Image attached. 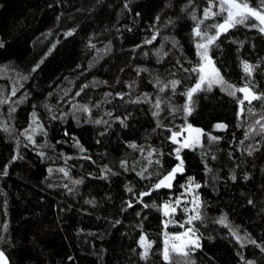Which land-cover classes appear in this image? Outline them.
Segmentation results:
<instances>
[{
  "label": "trees",
  "instance_id": "trees-1",
  "mask_svg": "<svg viewBox=\"0 0 264 264\" xmlns=\"http://www.w3.org/2000/svg\"><path fill=\"white\" fill-rule=\"evenodd\" d=\"M122 3L123 0H0V38L6 41V47L0 49V68L9 65L24 70L46 50L56 36L61 38V43L48 56L40 69L32 74L29 81L24 82L23 90L28 91L29 100L19 105L11 119L6 115L8 106L4 105L0 108V112L4 113L0 115V120H10V124L22 130V126H26L30 119L32 105L35 104L37 114L49 129V146L44 150L52 157L51 160L45 159L42 162L35 151L21 146L23 159L11 164L7 177L0 176V236H6L9 241L0 244V247L5 250L11 264H69L70 256L76 258L74 264H164L161 213L156 209H147L143 213L147 216L143 221V231L149 240L155 241L145 261L137 255L141 251L136 243L140 235L136 227L139 222L138 217L130 214L131 210L121 211L122 198H127L124 186L129 179L135 186L138 179L135 174L129 173L127 178H113L112 183L91 179L88 176L89 173L93 176L98 175L99 165L112 166L117 158L131 160L138 156V153L126 147L125 141H135L140 144L147 140L153 147H163L164 167L168 168L171 158L167 153L172 146L162 143L168 133L162 130L160 134L153 132L154 122L147 114L148 106L121 104L116 114L120 115L127 110L133 111L132 127L127 130L117 128L116 133L119 138L117 136H113L111 140L105 138L102 145L94 143L96 136L93 127L78 125L71 118H66L64 124L59 121L49 124L48 117L51 113L45 107V105L53 109L58 107L57 100L62 94V89L69 87L68 80H64V77L75 80L77 86L81 81L87 83L93 79L98 82L108 81V85L101 83L95 92L89 93V98L102 100L105 91L120 90L125 82L136 78L133 71L135 66L154 65L155 61L151 55L143 57L137 52L136 60L131 57L134 46L142 42L146 36L145 28L148 23L146 17L153 11L155 0H134V10L143 13L135 20L132 15L121 14ZM199 3L201 8L205 6V0H199ZM91 9L94 10L90 11ZM61 13L63 16L57 25L55 18ZM69 25H74L77 33L74 37L64 40L61 34ZM124 25L131 27L132 31H127ZM190 25V20H181L174 32L171 29L166 30L171 35H175L183 45V55L179 51H174L169 59L175 57L181 62L185 59L196 62L195 49L189 37ZM118 26L121 28L119 33L116 31ZM50 30L53 32L52 37L47 36ZM93 34L99 37L96 41L99 53L95 50L89 51L85 47L86 41ZM221 40L224 42L219 49H214V58L225 78L240 86L243 83L240 58H245L249 62H259L260 67L256 70L255 81L259 85V90L264 91V37L255 30L249 31L241 25L228 33V39L221 37ZM109 41H111V50L106 52L105 48ZM239 42L244 44L241 52H237ZM253 43L255 48L251 47ZM94 56H98V61L93 63L92 68L87 69L85 76H78L74 71L75 66L87 65L92 62ZM156 67L162 66L156 65ZM185 67L191 65L185 63ZM186 75L178 72L177 78ZM139 79L141 89L151 91V86L144 77ZM194 79V74L191 78L182 79L180 87L191 86ZM117 80L120 81L119 84L115 83ZM0 88L6 90L5 95L10 94L11 81L0 79ZM177 91L179 92V89ZM49 92L52 93L51 96ZM17 95L19 96L20 93L18 92ZM194 100L196 111L189 117V122L194 126L212 132L215 123L228 124L227 132L213 133L224 137V140L214 144L213 148L220 149L216 154L226 159L225 154L230 150L231 133L235 132L237 141L242 138V129L236 126L239 123L236 116V101L220 92L218 88L207 94V98L201 94V98L194 97ZM183 102L184 98L179 95L173 98V103L177 106ZM253 106L257 112L261 111L258 102H254ZM59 107L67 110L66 107ZM111 107L112 105H107V108L111 109ZM100 114L102 112L94 110V117ZM164 122L168 123V121ZM181 123L182 121L177 117L175 124ZM64 127L80 139L97 161L95 165L79 159L68 161L71 171L68 179L57 171L59 167L64 166L63 160L58 159L57 156L60 152L73 157L78 156L79 153L70 143H56L57 140L68 139L62 136ZM36 138L38 142L43 141L42 136ZM205 143L207 144L208 141L205 140ZM52 145H55V152ZM14 151V138L0 131V169L8 163ZM104 153H108V156H104ZM146 153L147 144L145 155ZM185 158L189 174L196 175L197 180L201 182L211 178V174L209 176L203 174L199 163V150L186 152ZM146 163L143 158L137 160V170ZM72 165L75 167H71ZM48 167L53 169L51 174L47 172ZM242 167L249 170L252 176L247 183L238 182L233 185L230 182L228 184L219 182L215 191L210 186L201 189L203 199L206 201L205 213L209 222V227L201 228V231L205 233V237L211 234L214 240L209 241L205 238L203 251H197L191 257L195 264H238L236 256L238 245L229 237L227 229L212 224V220L218 218L221 212L227 213L234 225L251 232L254 237L264 239V155L256 153L253 158H247V162ZM150 171L153 172L155 179V173L162 170L153 165ZM215 171L217 170L214 169ZM226 171V168L220 170L219 175L223 177ZM81 177H84L83 184L79 186L71 184L72 178ZM64 183H68L75 190L69 194L62 187ZM248 197L256 201L255 207L246 206ZM162 199L164 197H160L156 202L159 203ZM88 200H94L96 206L87 204ZM116 219L121 220L122 223L112 227L111 221ZM4 223L8 224L6 234L2 231ZM178 230L172 225L168 228L169 232ZM244 252L249 259L264 260V257L258 255V250L251 246ZM209 257L212 259L210 260ZM172 259L173 264H183L182 257L172 254Z\"/></svg>",
  "mask_w": 264,
  "mask_h": 264
},
{
  "label": "snow or ice",
  "instance_id": "snow-or-ice-1",
  "mask_svg": "<svg viewBox=\"0 0 264 264\" xmlns=\"http://www.w3.org/2000/svg\"><path fill=\"white\" fill-rule=\"evenodd\" d=\"M133 5L134 0H123L120 12L125 16L132 15L135 20L140 18L143 13L140 10H134ZM51 6L49 5V7ZM62 16L63 13L55 18L57 25H59ZM218 17L221 19H217ZM146 18L148 20L145 28L146 36L142 42L134 46L131 58L136 60L135 53L137 52L143 57L151 55L155 61L154 65L151 67L135 66L133 71L136 78L125 82L124 87L120 90L105 91L102 100L89 98V93L95 92L101 83L108 85V81L98 82L93 79L87 83L81 81L77 86L75 80L64 77V80H68L69 87L62 89V94L57 100L58 107L56 109L48 105L45 107L51 113L48 117L49 124L55 121L64 124L66 118H71L78 125L93 127L96 136L94 143L102 145L105 138L111 140L113 136H117V128L127 130L132 127L133 111L127 110L120 115L116 114V110L121 104L148 106L147 114L154 122L153 132L160 134L162 130L168 133L162 141V143H168L172 146L167 153V156L171 158L168 168L164 167L165 152L163 147H153L148 144L147 140L140 144L135 141H125L126 147L138 153V156L131 160L117 158L116 163L112 166L99 165L98 175L93 176L89 173L88 176L91 179H100L112 183L113 178H127L129 173H134L138 179L135 186H133L131 179L125 184L124 191L127 198H122L121 211L129 212L131 210L130 214L138 217L139 222L136 227L139 229L140 235L136 243L137 248L141 250L137 253L139 258L147 261L150 250L155 243V241L149 240L143 231V221L147 219L143 213L147 209H156L162 216L160 222L163 235L162 260L164 264H173L172 254L182 257L183 264H195L191 257L197 251H203L205 238L209 241L214 240L211 234L205 237V233L201 231V228L207 229L209 227L205 213L206 201L203 199L201 189L210 186L215 191L216 184L219 182L224 184L230 182L233 185L238 182L247 183L252 179V176L249 170L242 165L247 162V158H253L256 153L264 155V91L259 90V85L255 81L256 70L260 67V63L249 62L245 58H240L243 83L238 86L225 78L214 58V49H219L224 42L221 37L228 39V33L238 26L242 25L249 31L255 30L261 37H264V0H205L203 8L200 7L199 0H155L154 9ZM181 20L191 21L189 37L195 49V63L187 59L181 62L175 57L169 59L174 51H179L183 55V45L180 40L166 31L171 29L174 32ZM207 21H211V23H206ZM123 27L129 32L132 31V28L127 25ZM116 31L117 33L121 31L120 26L117 27ZM76 33V27L69 25L61 35L64 40H68L74 37ZM47 36H53L52 30L47 33ZM98 39L96 34L90 36L85 43L86 49L95 50L99 53L100 50L96 43ZM231 42L237 43L236 41ZM60 43V36H56L46 50L41 52L38 58L24 70L9 65L0 68V79L11 81L10 94L5 95L6 90L0 88V108H3L4 105L8 106L7 117L13 118V114L19 105L29 100L28 91L23 90L24 82L30 80L32 74L40 69V66L44 64ZM5 47L6 41L0 38V49ZM243 47V42H239L237 52H241ZM251 47L255 48V44L253 43ZM110 50L111 41L105 48L106 52ZM97 61L98 56H94L92 62L87 65L78 64L74 71L77 72L78 76H85L87 69L92 68L93 63ZM185 63L191 67H185ZM156 65L162 67H156ZM178 72L187 75L183 78H177ZM163 73L168 75L163 76ZM193 74L195 79L191 86L181 88L182 79L191 78ZM142 76L151 86V91L141 89L139 78ZM115 83L119 84L120 81L117 80ZM55 87L60 86L55 85ZM217 88L236 101V116L239 121L236 126L242 129V138L238 141L235 132L231 133L230 150L225 154L226 159L218 157L216 154L220 149L213 148V145L219 144L224 140V137L213 133L227 132L228 124L217 122L212 126V132H207L204 128L194 126L189 122V117L196 111L194 97L201 98V94H204V98H207V94L212 93ZM18 92L20 93L19 96L17 95ZM51 95L52 93L49 92V96ZM177 95L184 98V102L179 106L173 103V98ZM14 97L15 100L12 99ZM254 102L260 104V112L254 108ZM107 105H112L111 109L107 108ZM59 106L66 107L67 110L65 111ZM36 107L35 104L32 105L33 110L30 113V119L26 126H22V130L10 124V120H0V131L9 134L15 140L14 154L11 155L8 163L0 169V176L7 177L11 164L23 159L20 151L21 146L24 149L35 151L36 156L42 162L45 159H52L50 154L44 150L49 146V129L37 114ZM94 110L102 112V114L94 117ZM3 114L0 112V115ZM177 117L182 121L179 125L175 124ZM164 121H168V123ZM37 136H42L43 141L38 142ZM62 136L68 139L57 140L56 143H70L72 147L78 149L79 153L76 157L63 152L58 154L57 158L63 160L64 166L59 167L57 171L65 179L71 176L68 165L70 160L79 159L94 165L97 164L90 150L80 142L77 136L70 133L67 127L63 128ZM117 138L119 137L117 136ZM205 140L208 141L207 144ZM146 144L147 153L145 155ZM51 147L55 152V145ZM198 150L203 174L205 176L211 174V178L204 182L197 180L196 175L189 174L185 158L186 152H197ZM103 155L108 156V153ZM141 158L147 163L137 170L136 162ZM153 165L162 170L155 173V179H153V172L150 171ZM71 167H75V165ZM225 168L227 171L221 177L219 171ZM214 169L217 171L214 172ZM47 172L51 174L53 169L48 167ZM83 182L84 177L71 179V184L75 186H79ZM49 187H55V185H49ZM62 187L69 194L75 190L68 183H64ZM160 197H164V199L157 203L156 201ZM86 203L92 207L96 206L94 200H88ZM255 204L256 201L252 197L246 199V206L255 207ZM121 223L122 221L119 219L111 221L112 227ZM212 224H218L227 229L229 237L238 245L236 249L238 264H264V260L258 261L255 258H247L244 252L251 246L258 250L260 257H264V239L254 237L251 232L234 225L225 212H221L218 218L213 219ZM170 225L179 230L169 232ZM2 231L5 234L8 232L7 223L2 225ZM8 242L6 236H0V244ZM75 259L72 256L68 257L69 264H74ZM209 259L212 258L209 257ZM0 264H10V259L2 247H0Z\"/></svg>",
  "mask_w": 264,
  "mask_h": 264
},
{
  "label": "water",
  "instance_id": "water-1",
  "mask_svg": "<svg viewBox=\"0 0 264 264\" xmlns=\"http://www.w3.org/2000/svg\"><path fill=\"white\" fill-rule=\"evenodd\" d=\"M11 264V263H10Z\"/></svg>",
  "mask_w": 264,
  "mask_h": 264
}]
</instances>
